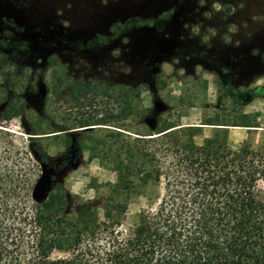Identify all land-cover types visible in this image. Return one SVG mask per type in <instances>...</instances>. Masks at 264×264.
Returning a JSON list of instances; mask_svg holds the SVG:
<instances>
[{
  "label": "rangeland",
  "instance_id": "1",
  "mask_svg": "<svg viewBox=\"0 0 264 264\" xmlns=\"http://www.w3.org/2000/svg\"><path fill=\"white\" fill-rule=\"evenodd\" d=\"M166 123L200 126L197 144L264 149V0H0V129L36 181L63 186L68 216L72 195L124 201L114 230L128 236L162 185L138 180L127 142Z\"/></svg>",
  "mask_w": 264,
  "mask_h": 264
},
{
  "label": "trees",
  "instance_id": "2",
  "mask_svg": "<svg viewBox=\"0 0 264 264\" xmlns=\"http://www.w3.org/2000/svg\"><path fill=\"white\" fill-rule=\"evenodd\" d=\"M200 128L166 123L127 142L124 158L146 166L137 169L138 180L162 190L126 237L114 230L124 201L96 206L72 195L68 216L59 182L32 200L38 167L26 145L0 129V264H264V149L232 148L217 135L197 144L190 132ZM176 129L189 133L171 143L159 138ZM54 251L64 255L52 257Z\"/></svg>",
  "mask_w": 264,
  "mask_h": 264
},
{
  "label": "water",
  "instance_id": "3",
  "mask_svg": "<svg viewBox=\"0 0 264 264\" xmlns=\"http://www.w3.org/2000/svg\"><path fill=\"white\" fill-rule=\"evenodd\" d=\"M44 174L40 175V177L38 178V180L36 181V184L34 185L32 194L35 198V201H39L42 198H44L46 196V193L50 190V188H47L45 186V181H44Z\"/></svg>",
  "mask_w": 264,
  "mask_h": 264
},
{
  "label": "flooded vegetation",
  "instance_id": "4",
  "mask_svg": "<svg viewBox=\"0 0 264 264\" xmlns=\"http://www.w3.org/2000/svg\"><path fill=\"white\" fill-rule=\"evenodd\" d=\"M69 132V131H68Z\"/></svg>",
  "mask_w": 264,
  "mask_h": 264
}]
</instances>
